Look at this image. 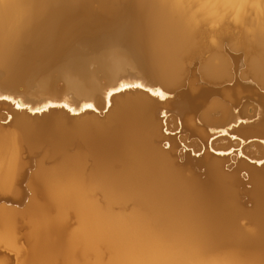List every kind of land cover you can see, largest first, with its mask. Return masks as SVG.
<instances>
[{
  "label": "bare ground",
  "instance_id": "bare-ground-1",
  "mask_svg": "<svg viewBox=\"0 0 264 264\" xmlns=\"http://www.w3.org/2000/svg\"><path fill=\"white\" fill-rule=\"evenodd\" d=\"M263 1L0 0V63L28 39L90 36L83 43L102 52L92 71L48 74L66 82L58 90L0 89V195L31 196L23 238L20 206L0 203V254L31 264H264ZM136 29L156 31V42L135 49ZM120 79L145 87L107 90ZM183 80L186 116L170 98ZM230 161L235 170H224Z\"/></svg>",
  "mask_w": 264,
  "mask_h": 264
},
{
  "label": "water",
  "instance_id": "water-1",
  "mask_svg": "<svg viewBox=\"0 0 264 264\" xmlns=\"http://www.w3.org/2000/svg\"><path fill=\"white\" fill-rule=\"evenodd\" d=\"M94 36L98 37L99 35ZM91 38L94 37L81 36L75 40L65 39L61 41L51 38L28 39L24 40L23 42H19L17 47L13 49L12 52H10L0 63V89L14 98H19L21 92L25 89L23 87H26L28 84L31 85V88H38L40 84H43L45 88L48 87L51 90H58L60 88L66 87V82L63 80L48 81L46 79L49 78L48 74H54L59 71H67L68 73L71 72L73 74L74 72L82 69L80 66H83V63L86 65L84 67L85 70H94L95 67L91 64V61L95 56L102 54V52L95 50V48L89 44L83 43V41H86L87 39L90 40ZM129 39L131 41L134 40L133 43H136L137 46L133 45L135 49H141L147 46L150 47V44L153 43V41L156 42L157 40V32L148 29H136L129 34ZM135 49L133 51H123L134 52ZM155 53H157V49H155ZM147 54L150 53L148 52ZM135 66L139 67L141 64L137 62ZM34 72H37V74H33ZM29 73L30 76H28ZM77 81L78 80L76 79V82ZM127 81L128 80L120 79L107 86V90H116L121 84H127ZM128 90L130 89H122L118 92H115V94ZM189 95L190 90L188 80H183L181 86L177 90L172 91L170 95V98L174 99V103L172 105L173 108L177 110H183V116L187 115L185 111L188 110L192 105ZM167 114L170 116L175 115L172 112ZM7 122L8 121H5L4 123ZM198 122L200 123V121ZM220 131L222 130H218L219 133L217 137H231V135L227 134L226 132L224 133ZM190 152L191 149H186V154H188L193 159H198L201 155ZM239 157L244 158V156ZM11 198L12 197L0 195V203H15V201H13ZM23 200L25 201L26 198Z\"/></svg>",
  "mask_w": 264,
  "mask_h": 264
},
{
  "label": "rangeland",
  "instance_id": "rangeland-1",
  "mask_svg": "<svg viewBox=\"0 0 264 264\" xmlns=\"http://www.w3.org/2000/svg\"><path fill=\"white\" fill-rule=\"evenodd\" d=\"M264 2V1H263ZM244 68V67H243ZM236 110H238V108L236 109ZM163 112V111H162ZM168 116V115H167ZM4 125H7L6 127V130H11V127H9V125L7 124V123H4ZM174 135L176 134L178 137L179 136H182L183 138H185V137H187L188 135H189V132H188V130H182V133H180L179 131H175L174 133H173ZM189 138V137H188ZM195 138H192V137H190L188 140H190V141H192V140H194ZM210 140H211V138L208 140V142H210ZM207 143H206V141L204 142V145H203V147H205V145H206ZM237 148H235L233 151H234V153H232L231 154V156H235L234 154H236V152L235 151H237L236 150ZM197 150H199V148L197 149ZM203 151V150H202ZM212 151V150H211ZM210 151V152H211ZM197 152H199V151H197ZM196 154H202V152H201V150H200V153H196ZM239 159H242V157H239ZM236 162H234V161H230V162H227L225 165H224V170H226V171H232V170H235V167H236ZM35 170V168H33V169H31L30 171H29V173H31L32 171H34ZM242 175H245V173H241V176ZM24 186L26 187V183H24ZM11 197V196H10ZM31 196H28L27 198H26V200L24 201H21V202H19V203H17L16 201H18V199H16L15 197H12L11 199H13V201H15V203H10L11 204V206H15V205H17V206H20L19 207V209L18 210H21L20 212H21V214H20V216H17L18 218H20L22 215L24 216V217H26V221H24V225L25 226H23L22 224H20V226H22V227H24L23 228V231H21V234L18 236L19 238H23V236H25L27 233H28V230H27V228H26V222H28L29 221V219H30V217H31V211L30 210H28V208H26L27 206H28V200H31V198H30ZM1 206V205H0ZM19 246L20 247H22L21 248V252L23 253V252H25V251H28L29 250V245H28V242L26 243V240H24V239H21V242L19 243ZM3 251V254H0V264H2V262H3V264H31L30 262H31V259H16V256H15V254L14 253H10L9 251H5V250H2ZM103 261H107V260H109V259H102ZM44 264H63V262H62V259H48V261H47V263H44Z\"/></svg>",
  "mask_w": 264,
  "mask_h": 264
},
{
  "label": "snow or ice",
  "instance_id": "snow-or-ice-1",
  "mask_svg": "<svg viewBox=\"0 0 264 264\" xmlns=\"http://www.w3.org/2000/svg\"><path fill=\"white\" fill-rule=\"evenodd\" d=\"M145 86L143 84H123V85H120L117 89V91L119 90H127V89H142L144 88ZM149 92H152V89H147ZM153 95H156L157 97H163L164 94L162 92H153ZM0 99H4L3 97H0ZM17 107H23V105H18ZM63 107L65 108H68L67 105H64ZM84 108L86 110H95V106L92 105V104H85L84 105ZM71 111V109H69ZM36 112H39V111H42V109L40 108H36L35 109Z\"/></svg>",
  "mask_w": 264,
  "mask_h": 264
}]
</instances>
